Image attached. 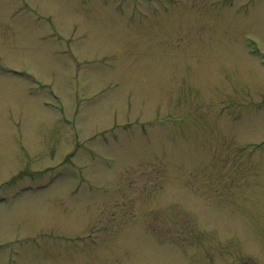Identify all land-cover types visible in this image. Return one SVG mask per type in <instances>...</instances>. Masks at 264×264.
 <instances>
[{
  "label": "rangeland",
  "instance_id": "obj_1",
  "mask_svg": "<svg viewBox=\"0 0 264 264\" xmlns=\"http://www.w3.org/2000/svg\"><path fill=\"white\" fill-rule=\"evenodd\" d=\"M0 264H264V0H0Z\"/></svg>",
  "mask_w": 264,
  "mask_h": 264
}]
</instances>
